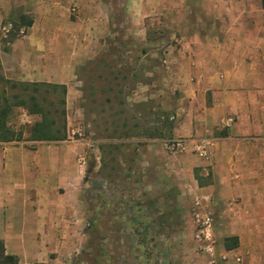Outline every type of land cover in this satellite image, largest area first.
<instances>
[{"label":"crops","instance_id":"obj_1","mask_svg":"<svg viewBox=\"0 0 264 264\" xmlns=\"http://www.w3.org/2000/svg\"><path fill=\"white\" fill-rule=\"evenodd\" d=\"M18 5L32 23L21 26L20 35L0 51L4 79L63 85L66 112L90 98L79 77L90 65L106 70L128 60L135 64L138 47L164 45L149 34H178L174 47L165 42L161 58V79L179 96L175 123L166 135L136 131L123 139L134 143L143 193L153 199L155 222L149 231L177 224L168 240H192L193 213L209 212L215 264H264L261 0H119L115 7L105 0H23ZM171 139L181 140L182 149L166 151L164 142ZM86 145L68 137L32 141L24 135L0 142V241L18 264H68L81 255L91 192L98 188L80 164ZM231 237L237 246L226 249L223 241ZM222 255L226 259L220 260ZM190 264H210V259L202 255Z\"/></svg>","mask_w":264,"mask_h":264},{"label":"rangeland","instance_id":"obj_2","mask_svg":"<svg viewBox=\"0 0 264 264\" xmlns=\"http://www.w3.org/2000/svg\"><path fill=\"white\" fill-rule=\"evenodd\" d=\"M18 1L23 0H0V51L8 41L20 35L19 17L23 14L24 5H18ZM105 1L112 7L118 6L119 2ZM177 35L149 34V39L157 41L162 38L164 45L146 49L138 47L135 56H132L137 63L130 65L128 60L119 68L117 64H109L106 70L93 64L89 66L88 73L79 76L84 79L82 92L90 98L76 106L78 112L70 109L66 112L70 118L69 123L66 121V133L67 130L70 133L78 130L80 135H75L73 139L87 143L82 167L88 180L98 188L91 192L87 237L81 255L68 264H190L203 255L193 236L192 240H168L175 235L177 224H163L161 228L155 225L152 233L147 231L143 242L140 240L142 234H135L137 225L133 220L136 217L144 224L155 222L149 206L153 199L143 193V184L139 181L134 162V143L123 140L136 131L140 134L149 131L155 137L164 131L166 135L170 123H175L177 111L173 106L179 96L168 82L161 79V58L166 53L165 42L174 47ZM120 38L125 42L131 40L129 35H121ZM140 38L138 36V42ZM141 50L143 54H140ZM171 51L174 55L177 53V50ZM147 70L151 75H146ZM4 80L0 64V94L5 90V95L9 97L19 92L10 89ZM145 85H148L147 91ZM147 109L151 113L146 114ZM37 120V116L28 115L21 108H13L9 125L15 131L21 129L27 137L25 131ZM146 120L150 124L144 130ZM167 201L170 205L172 200L168 198ZM185 248L184 253L182 249Z\"/></svg>","mask_w":264,"mask_h":264},{"label":"trees","instance_id":"obj_3","mask_svg":"<svg viewBox=\"0 0 264 264\" xmlns=\"http://www.w3.org/2000/svg\"><path fill=\"white\" fill-rule=\"evenodd\" d=\"M264 9V0H261ZM32 20L25 15L19 17V27L30 26ZM10 89H17V94L7 97L5 90L0 94V142L19 141L23 139L22 130L15 131L9 125V118L13 108L19 107L28 115H35V121L25 133L26 140L32 141H61L67 139L66 133V109H65V87L63 85L48 83L12 82L4 80ZM171 123L168 126L170 130ZM136 223L135 234H142L141 242L145 240V234L149 230V224H144L137 217L133 220ZM132 222V223H133ZM135 225V224H133ZM226 249L237 246L235 237L226 238L223 241ZM0 264H18V258L5 253L4 245L0 241Z\"/></svg>","mask_w":264,"mask_h":264},{"label":"built area","instance_id":"obj_4","mask_svg":"<svg viewBox=\"0 0 264 264\" xmlns=\"http://www.w3.org/2000/svg\"><path fill=\"white\" fill-rule=\"evenodd\" d=\"M231 122V120H228ZM75 135H80V131H72L70 135L67 134L68 138L73 139ZM164 148L169 153H175L182 149V141L179 139L166 140L164 142ZM84 162V158L80 159V164ZM194 222V235L193 238L198 245L199 251L206 255L210 259V264H215L216 259H214L215 253V237L213 235L214 220L209 212H204L200 214L199 212L193 213ZM220 260L226 259L225 255L219 257ZM236 262L240 263V258H236Z\"/></svg>","mask_w":264,"mask_h":264}]
</instances>
